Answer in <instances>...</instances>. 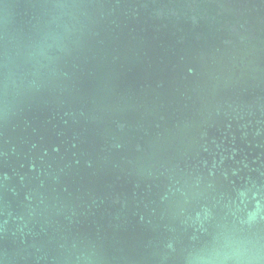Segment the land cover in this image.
Wrapping results in <instances>:
<instances>
[{"label":"water","instance_id":"95a60500","mask_svg":"<svg viewBox=\"0 0 264 264\" xmlns=\"http://www.w3.org/2000/svg\"><path fill=\"white\" fill-rule=\"evenodd\" d=\"M2 264H264V0H0Z\"/></svg>","mask_w":264,"mask_h":264},{"label":"clouds","instance_id":"9594fccd","mask_svg":"<svg viewBox=\"0 0 264 264\" xmlns=\"http://www.w3.org/2000/svg\"><path fill=\"white\" fill-rule=\"evenodd\" d=\"M0 264H2V262H0Z\"/></svg>","mask_w":264,"mask_h":264}]
</instances>
